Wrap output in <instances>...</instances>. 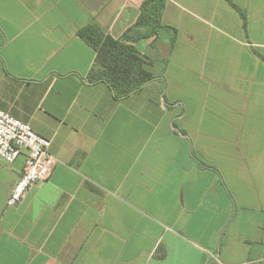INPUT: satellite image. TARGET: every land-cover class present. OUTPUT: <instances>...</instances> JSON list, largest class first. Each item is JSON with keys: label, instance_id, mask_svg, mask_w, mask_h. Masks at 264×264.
<instances>
[{"label": "crops", "instance_id": "0c3cea01", "mask_svg": "<svg viewBox=\"0 0 264 264\" xmlns=\"http://www.w3.org/2000/svg\"><path fill=\"white\" fill-rule=\"evenodd\" d=\"M143 1L0 0V109L57 159L12 207L25 157L0 163V264H264V0H167L117 98L77 32Z\"/></svg>", "mask_w": 264, "mask_h": 264}, {"label": "trees", "instance_id": "16d2710c", "mask_svg": "<svg viewBox=\"0 0 264 264\" xmlns=\"http://www.w3.org/2000/svg\"><path fill=\"white\" fill-rule=\"evenodd\" d=\"M166 1L144 0L136 22L117 39L105 35L96 25L78 30L77 35L95 51L89 80L105 82L118 98L141 88L152 79V73L146 68L148 61L134 44L143 38L156 39L160 30L166 28L162 23ZM226 1L244 17L243 12L231 0ZM140 30L144 32L139 33ZM172 30L175 34L174 28Z\"/></svg>", "mask_w": 264, "mask_h": 264}, {"label": "built area", "instance_id": "2783aa9c", "mask_svg": "<svg viewBox=\"0 0 264 264\" xmlns=\"http://www.w3.org/2000/svg\"><path fill=\"white\" fill-rule=\"evenodd\" d=\"M49 147L50 141L36 134L29 124L0 109V163L10 165L21 155L25 157L22 172L7 198L8 207L19 204L33 185L49 179L57 164Z\"/></svg>", "mask_w": 264, "mask_h": 264}]
</instances>
